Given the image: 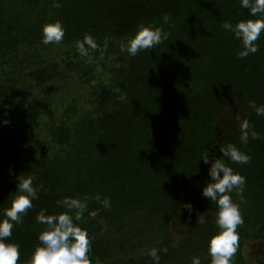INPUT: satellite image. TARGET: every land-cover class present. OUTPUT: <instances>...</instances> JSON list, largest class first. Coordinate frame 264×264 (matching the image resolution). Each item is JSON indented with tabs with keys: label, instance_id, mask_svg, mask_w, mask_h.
I'll return each mask as SVG.
<instances>
[{
	"label": "trees",
	"instance_id": "1",
	"mask_svg": "<svg viewBox=\"0 0 264 264\" xmlns=\"http://www.w3.org/2000/svg\"><path fill=\"white\" fill-rule=\"evenodd\" d=\"M57 18L71 48L89 34L97 44L90 51L117 58L108 69L110 80L94 98L95 115L84 117L72 133L61 126L51 129L52 139L66 141L67 149L45 148L35 161L20 163L33 139L28 127L35 119L34 104L0 124V216L10 206L18 177L31 175L39 186L32 207L6 238L19 244L17 264H30L40 244L38 235L46 226L36 215L42 209L46 215L65 211L58 203L64 197L86 198L88 207L77 223L87 230L91 264H106L116 242L136 249L133 236L157 229L160 236L142 245L146 254L134 264H155L148 255L153 246L166 249L159 253V264H192L219 230L217 205L201 194L210 179L209 164L200 157L207 151L209 163L219 157L245 177L243 192L231 193L243 219L236 229V251L249 229L264 235V116L249 106V101L264 105V31L255 41L257 51L242 58L237 55L241 41L221 28L225 21L250 18L240 0H0V64L26 56L41 43V26ZM140 24L161 28L167 38L135 55L120 54L121 38L133 35ZM29 72L37 81L50 76L40 69ZM0 81V99L17 94L11 76ZM113 82L126 97L102 110ZM245 119L249 131L259 133L246 145L239 139ZM229 143L250 161L237 164L220 157L219 148ZM97 194L109 199V208L94 199ZM90 210L97 215L89 216ZM174 220L178 224L171 227ZM183 230L184 239L174 244ZM231 264L247 262L239 252Z\"/></svg>",
	"mask_w": 264,
	"mask_h": 264
},
{
	"label": "clouds",
	"instance_id": "2",
	"mask_svg": "<svg viewBox=\"0 0 264 264\" xmlns=\"http://www.w3.org/2000/svg\"><path fill=\"white\" fill-rule=\"evenodd\" d=\"M242 8L248 9V19L239 20L235 24L225 21L221 28L231 31L241 41L242 48L237 52L239 57H246L249 53L257 51L255 41L264 31V0H240ZM259 14V15H258ZM64 36V26L57 18L41 26V43L59 44ZM167 38V33L152 24H140L136 32L121 43L120 51H126L129 55H135L138 50L152 49L153 45L159 44L162 39ZM106 43V42H105ZM75 47L81 56L88 57L90 49H96L94 38L85 34L78 39ZM258 116H264V105H257L249 101ZM3 123H7L4 120ZM240 141L246 145L249 137L257 139L259 133L249 131L250 124L247 119L240 123ZM222 155L237 164H247L251 157L241 151L234 144L229 143L226 147L219 148ZM203 162L209 164L208 179L201 190V194L217 205L216 225L218 231L211 235L208 240V253L211 264H231V258L236 252L238 233L237 226L243 223L240 213V205L232 199L233 190L237 194L243 192L245 177L235 171L228 163L219 157H215L209 163V151L200 156ZM33 176L18 177L10 206L3 210L0 216V264H17L19 260V244L6 239L11 236L14 224H19L22 215L32 207V200L37 198L39 186L33 185ZM103 207L109 208L110 201L107 197L101 199L99 194L94 197ZM242 199V196H241ZM58 203L65 209L56 214H45L42 209L36 215V221L46 227L38 235V244L31 256L30 264H91L89 258L90 242L87 230L81 227L79 222L87 209L86 198L64 197ZM191 211V203L183 205ZM88 215L95 217L97 210L88 211ZM203 223V218L200 219ZM165 248L151 247L148 255L155 264H159L160 252ZM192 264H200L199 257L192 258Z\"/></svg>",
	"mask_w": 264,
	"mask_h": 264
},
{
	"label": "rangeland",
	"instance_id": "3",
	"mask_svg": "<svg viewBox=\"0 0 264 264\" xmlns=\"http://www.w3.org/2000/svg\"><path fill=\"white\" fill-rule=\"evenodd\" d=\"M48 22L50 20L46 23ZM128 37L130 36L121 38V42H125ZM90 50L88 57L81 56L75 47L71 48L70 44L62 39L59 44L34 45L28 49L26 56L16 61L15 64H0V79L11 76L14 85L18 87L17 94L0 99V124L4 120L9 123L14 116H20L21 108L28 104L37 106L32 127H28V133L33 139L30 143H26V151L20 163L24 161V164H27L35 161L38 153L45 148L48 150L67 149L66 141L59 143L52 139L54 136L50 132L51 129L61 126L66 129L70 128L68 131L72 129V133L76 130V124L84 117L95 115L94 98L101 84L108 83L107 81L110 80L108 69L113 63L112 59H116L117 55L104 58L102 55L96 56L93 50ZM120 54L127 55L128 53L124 51ZM33 69H40L50 76L43 81H37L29 74V71ZM110 89L111 93L102 110H110L119 106L126 97L124 89L118 85V82H113ZM176 224L178 223L174 220L171 227ZM112 233L111 230L110 236ZM159 236L158 229L147 230L143 234L133 236V240L138 242L135 248L139 250L132 249L129 243L121 245L116 242L115 254L105 260L106 264L139 262L138 257L142 258L146 254L145 249H141L142 245L147 246L153 237L158 238ZM184 236L183 230L175 236L173 243H180ZM133 252H137V256L132 254ZM239 252L247 264H264V235H256L255 231L249 229L248 236L235 254ZM200 253V264H211L208 247H202ZM167 264H181V262Z\"/></svg>",
	"mask_w": 264,
	"mask_h": 264
}]
</instances>
